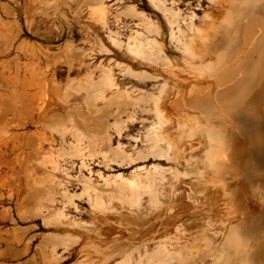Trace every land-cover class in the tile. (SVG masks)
Listing matches in <instances>:
<instances>
[{
  "label": "rangeland",
  "instance_id": "rangeland-1",
  "mask_svg": "<svg viewBox=\"0 0 264 264\" xmlns=\"http://www.w3.org/2000/svg\"><path fill=\"white\" fill-rule=\"evenodd\" d=\"M159 2L160 6L150 0H0V264H87L90 231L100 225L92 216L89 194L121 218L151 209L152 197L122 188L118 173L130 178L157 165L154 199L170 200L176 178L168 168L180 164L166 141L159 142L160 155L148 153L147 131L156 119L152 97L165 80L182 83L180 75L186 72L171 61H180L181 43L189 41L196 27H207L208 15L216 10L210 0ZM100 5L103 17L97 10ZM260 15L264 17V11ZM134 35L143 41V54L134 55L126 46ZM234 41L241 44L236 37ZM248 58L244 63L255 67L256 58ZM260 65L261 76L250 96L239 100L242 120L238 117L234 123L232 138L237 151L241 148L234 163L226 165L228 172L231 167L238 171L233 185L238 184L245 206L249 200V231L253 237L261 235L257 241L264 238V232L257 231H264V196L262 200L258 191L263 189L256 188L261 183L256 174H263L259 176L264 183V140L256 132L264 121V59ZM138 72L143 74L136 76ZM106 74L110 81L102 80ZM211 120L220 125L217 115ZM139 150L147 157L128 163ZM65 191L70 201L62 197ZM136 196L138 201L131 203ZM57 220L71 222L72 230L84 235L75 239L56 232ZM214 238L221 239L219 233ZM135 258L139 255L134 254V264ZM140 264H147L144 254ZM168 264L180 263L172 259Z\"/></svg>",
  "mask_w": 264,
  "mask_h": 264
},
{
  "label": "bare ground",
  "instance_id": "bare-ground-1",
  "mask_svg": "<svg viewBox=\"0 0 264 264\" xmlns=\"http://www.w3.org/2000/svg\"><path fill=\"white\" fill-rule=\"evenodd\" d=\"M150 1L156 6L161 5L159 0ZM210 3L216 11L208 15V26L196 27L189 41L181 43L180 61H171L172 66L182 67L185 70L186 75H180L182 83L175 82L172 85L165 80L159 94L152 97L156 119L147 131L151 141L148 153L153 154V157L156 154L160 155L159 142L166 141L167 148L175 152V163L180 164L168 168L176 178L171 187L170 200L164 202L154 199L157 165L146 169L143 174L136 172L130 178H124L120 173L116 175L121 178L122 188L128 187L134 195L147 193L152 197L151 209L146 214L123 216L125 219L119 214L120 219L118 215H113L106 210L105 203H102L101 199L89 194L90 200L93 199L91 200L92 216L100 225L99 229L93 228V231H90L89 244L87 243L85 249L87 264H105L116 255H119V258L111 264H134V254L139 255V260L135 258L136 264L142 261V254L147 264H168V261L172 259L179 261L180 264L187 260L189 264H264V248H262L263 253L259 250V243H262L264 238L262 237L259 242L257 235L259 238L261 235L255 234L256 236L253 237L249 231L248 209L250 207L248 209L246 207L249 200L245 206V202H242L244 196H241L242 201H240L237 194L238 184L233 185L238 171L236 172L232 167L229 172L226 169L231 166L228 164L234 163L235 156L241 148L237 151L235 147L237 140L234 143L232 138V131L236 125L234 123H237L238 117H241L238 114L242 112V107L239 108V100L250 96L254 83L261 76L260 62L264 59V17L260 14L264 11V0H210ZM97 10L103 17L105 14L103 5H100ZM164 10L175 14L166 7ZM169 35L173 37V31ZM232 36H235L241 44L237 45L234 41L235 37ZM231 39H234L233 42L236 45H233ZM126 41H128L126 46L133 52L132 54L144 53L143 41L137 39L135 35L129 36ZM153 42L158 44L154 38ZM248 57L256 58L255 67L250 66V63V65L244 63ZM171 71L174 72L173 69ZM174 73L178 74V72ZM138 74L140 72L136 76ZM102 80L110 81L109 75H104ZM259 108L260 106L257 108L260 111L264 109ZM253 111L250 112L254 113ZM214 114L221 120L220 125L215 123L216 119L211 120ZM260 115L262 116L261 113ZM73 127L75 128L74 125ZM256 132L264 140V121ZM239 138L242 139L241 136ZM258 148H260L259 145ZM243 151L242 154L245 153ZM244 156L245 154L242 155L243 158ZM146 157L147 154L139 150L136 156H130L128 163ZM237 157L239 158L238 155ZM246 157L243 159L244 162ZM179 159H183L184 163ZM241 159H239L240 162ZM158 173L164 178L163 171ZM229 175H231L230 180L227 179ZM259 175L256 174L261 183L257 184L258 180L254 179L253 185L256 183V188L260 189V185L263 189L258 190L263 200L264 183L260 179L263 176ZM63 194L62 197L68 201L71 200V194L69 195L66 191ZM138 196L135 197V201L133 198L131 203L137 202ZM56 223L58 233L61 231L75 239L84 235L72 230L71 222L57 220ZM262 226L264 228V225ZM214 233H219L221 237L219 241L214 238ZM183 237L187 238L185 244L180 243ZM175 242L176 245H173Z\"/></svg>",
  "mask_w": 264,
  "mask_h": 264
}]
</instances>
